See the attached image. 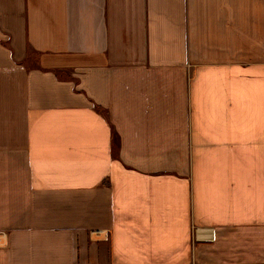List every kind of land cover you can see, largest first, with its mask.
<instances>
[{
  "label": "crops",
  "instance_id": "crops-1",
  "mask_svg": "<svg viewBox=\"0 0 264 264\" xmlns=\"http://www.w3.org/2000/svg\"><path fill=\"white\" fill-rule=\"evenodd\" d=\"M0 264H264V0H0Z\"/></svg>",
  "mask_w": 264,
  "mask_h": 264
}]
</instances>
